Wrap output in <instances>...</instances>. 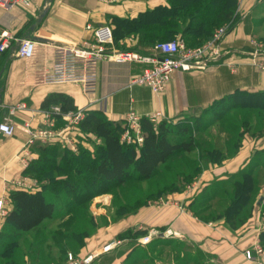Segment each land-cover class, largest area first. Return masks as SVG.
<instances>
[{
	"label": "crops",
	"instance_id": "1",
	"mask_svg": "<svg viewBox=\"0 0 264 264\" xmlns=\"http://www.w3.org/2000/svg\"><path fill=\"white\" fill-rule=\"evenodd\" d=\"M167 1L22 0L9 10L0 9V31L8 30L14 39L12 47L0 52V113L3 110L5 116V107L21 100L29 107L14 115L16 130L12 136L0 134V199L4 203V211L0 212V227L11 207L8 192L18 188L14 182L26 176L31 186L38 185L37 179L23 172L26 165L36 157V150L34 144L26 143L28 135L21 126L25 120H30L32 126L38 124L39 118H43L39 104L48 94H68L77 108L99 111L112 120L124 119L126 112L132 108L141 115L160 110L165 119L175 122L185 116L197 117L205 113L214 102L234 92L264 91V72L254 67L250 55V17L252 9L258 4L257 0H237L238 21L222 39L219 56L209 60L202 68L175 70L161 93L152 92L146 85H129L130 79L146 66L140 62L101 60L97 66V88L90 95L83 93L77 84H72V87L77 88L74 91L61 88L49 90L48 86L57 84H44L40 81L41 75L49 68L51 46L56 43L79 44L91 38L92 32L86 29V24L96 26L108 23L112 26L113 42L108 47L109 51L135 49L140 53H151L153 45L142 41L139 43L137 32L132 29L127 31L128 24L123 21H129L147 9L165 5ZM175 37H181V32H176ZM23 38L37 41L31 57H20L15 53V44ZM181 138H187V134L173 133L170 139ZM262 148L264 133L255 136L245 133L233 154L219 163L208 162V166L197 178L198 181L190 183L183 190L168 194V203L159 201L154 207L145 204L134 216L132 214L96 231L86 238L85 245L79 250L82 255L75 257L100 253L101 247L110 240H117L118 246L111 245L105 253L124 249L130 244L128 227L137 219L133 223L140 227L142 224L147 225L148 231L167 228L170 233L167 236L169 242H185L187 246H196L215 255L214 258L220 264H252L244 258L243 251L258 241L260 231L264 230V223L260 220L264 219V215L259 218V214L253 211V215L243 225L234 229L220 219L201 220L193 214L191 204L198 197L205 198V191L214 184L236 175L248 163L252 154ZM148 231L135 238L144 247L149 246V240L142 242L144 237L151 235ZM129 252L121 253L120 256L125 257ZM28 259V256H24V264H27ZM65 263L64 259L59 264Z\"/></svg>",
	"mask_w": 264,
	"mask_h": 264
},
{
	"label": "rangeland",
	"instance_id": "2",
	"mask_svg": "<svg viewBox=\"0 0 264 264\" xmlns=\"http://www.w3.org/2000/svg\"><path fill=\"white\" fill-rule=\"evenodd\" d=\"M257 2V9L254 6L255 8L252 9L253 14L252 16L250 15L252 35L249 37V42L252 38H255L259 42L264 43V21L258 19L264 16V0H257ZM236 5L239 7L238 1ZM236 19H238V14ZM158 39L160 41L172 38L160 37ZM72 84L50 85L47 88L49 90L61 88L74 91L77 88L72 87ZM225 99L220 103L212 105L205 113L199 114L197 117L185 116L181 118L182 120L188 119L187 122H189L193 129L191 135H193V141L196 142V146H193L190 151L175 153L166 163L159 167L150 179L131 178L119 185L109 184L106 181L97 179L95 185L90 186L92 187L89 189L91 191L88 192L91 194L90 198L78 205L75 211L43 220L32 231L24 233L18 239L19 245L13 255L16 264H24L25 255L29 257L27 264H59L64 259L66 260L65 264H68V253H71L74 258H78L75 256H81L82 254L79 253V250L85 245V240L90 235L122 218L131 216L132 214L134 216L137 210L145 204H151V207H154L155 203L159 201L168 203V199H170L168 198V194L173 191L183 190L190 183L198 181L197 178H199L203 169L208 166V162L219 163L233 154L245 133L254 136L264 133V107H236V100L244 99L245 103L246 100H254L251 96L246 97L245 95L238 94V92H234V94ZM4 114V111L1 110L0 121L3 119ZM143 116L145 115H141V117ZM122 120H124V124L122 123L124 130L120 134L121 141L124 144L138 145L137 141L128 140V136L124 132L130 129V125H128L125 119ZM160 120L167 119L162 116L158 121ZM196 122L198 126L194 128L193 123ZM38 125H45L43 118H39ZM38 125L36 124V126ZM52 129L62 130L61 140L57 142L64 149L72 151H77L78 147L85 149L91 147L95 149V146L101 144L99 138L88 136V134L81 132L78 126L75 127L74 124L68 123L58 117L54 119ZM130 133L131 136L129 137H132L135 131L130 129ZM237 141L238 144H236ZM210 148L218 149L223 159L211 161L208 157L204 156L203 152ZM242 171L250 173L251 178L255 179V186L257 185V188L252 193L250 200L240 206L233 220L234 225L232 226L228 223L232 228L235 227L234 229L243 225L253 215V211L259 214V218L264 215L263 148L257 149L252 154ZM67 172L71 171L66 170L65 173ZM240 178L241 176L238 173L228 180L226 179L221 183L218 182L213 187L208 188L204 194L205 198L202 200L198 199V203L192 206L193 214L204 221L220 219L225 222L222 216L227 200L223 201L219 198L225 197L231 190L232 181ZM72 181H74L72 177H67L65 182L60 183L61 185L55 182V191L60 192L64 198H69L65 191V185L71 184ZM73 183L77 184V182ZM98 190L103 192L92 196ZM241 219L244 221L239 224L238 221ZM260 220L264 223V219L261 218ZM135 221L137 219L133 222ZM133 222L128 227V242L130 244L127 247L111 254L105 253L110 250L107 245L118 246L116 245L117 240H110L101 247L102 252L100 253L105 254L100 255V253L92 252L93 259L89 264H93L95 261V264H198L199 261L194 259L198 256L202 257L203 264H220L212 253H206L196 246H187L185 242H152L156 237H159L160 233L166 231L167 228H163L164 230L161 231H148L149 227L147 225L142 224L140 227ZM147 231L151 233L149 236V246L144 247L143 243L135 240V238L136 236H143ZM255 243L256 241L252 246ZM258 243L264 248V241L262 242L260 238L258 239ZM128 250L130 252L127 256H120L121 253H126ZM66 252H68L67 256ZM2 264H5V262L3 261ZM252 264L254 263L252 262Z\"/></svg>",
	"mask_w": 264,
	"mask_h": 264
},
{
	"label": "trees",
	"instance_id": "3",
	"mask_svg": "<svg viewBox=\"0 0 264 264\" xmlns=\"http://www.w3.org/2000/svg\"><path fill=\"white\" fill-rule=\"evenodd\" d=\"M236 4L237 0H168L165 5L147 9L123 22L128 24L127 31L132 29L137 32L139 43L142 41L154 45L158 38H173L174 34L180 31L185 44L194 46L210 38L214 28L223 23L230 22L231 30L238 21ZM255 7L257 9V6ZM258 19L264 21V16ZM238 94L251 96L254 100H246V103L244 99L236 100V107H264V91H241ZM227 97L224 96L212 105L224 101ZM52 105H59L63 111L77 108L73 98L62 92L48 94L41 100L39 107L48 109ZM187 121L188 119L175 122L160 120L154 126L143 116L139 123L142 131L141 143L124 144L120 139L124 120H112L99 111L87 110L78 128L81 132L92 133L101 140V144L95 146V149L78 147L77 151H72L64 149L58 142H35L36 157L26 165L23 172L37 179L38 185L29 188L18 187L8 192L11 207L0 227V264L3 261L5 264H16L13 255L19 245L18 239L45 219L75 211L78 205L90 198V186L95 185L97 179L116 185L131 178L150 179L175 153L190 151L196 146V142L193 141V129ZM196 126L198 123H193V127ZM173 133L187 134V138L170 139ZM203 153L211 161L223 159L221 152L216 148L206 149ZM66 170L71 172L65 173ZM242 170L238 172L241 178L232 181L230 192L219 198L227 200L222 217L232 226L240 206L250 200L257 188L255 179L251 178L250 173ZM67 177H72L74 181L65 185L66 194L69 196L66 199L60 192L55 191V185L65 182ZM101 192L103 191L98 190L92 196ZM198 199L202 200L201 197L196 198L192 206L198 203ZM243 221L241 219L238 223ZM259 238L264 241V230L260 231ZM158 241L167 242L169 238L158 237L152 242ZM198 257L194 259L199 261L198 264H203L202 257Z\"/></svg>",
	"mask_w": 264,
	"mask_h": 264
},
{
	"label": "built area",
	"instance_id": "4",
	"mask_svg": "<svg viewBox=\"0 0 264 264\" xmlns=\"http://www.w3.org/2000/svg\"><path fill=\"white\" fill-rule=\"evenodd\" d=\"M22 0H0V9L9 10ZM86 29L91 30L92 37L85 39L79 44L56 43L51 46L49 68L41 75L40 81L44 84H77L85 94H93L97 88V66L101 60L108 59L116 63L140 62L146 66L140 73L133 76L129 85L142 84L150 88L156 94L161 93L166 88L171 74L175 70H190L192 68H202L211 59L217 58L221 51V42L230 28V22L223 23L212 31L210 38L206 41L189 46L185 44L181 37L169 40H160L152 46V52L143 54L135 50L124 49L119 51H109L108 47L113 42L112 26L108 23L92 26L85 25ZM13 36L8 30L0 31V52L9 49L13 45ZM35 40L23 38L15 46V53L20 57H31L36 47ZM250 55L252 64L260 71H264V43L257 39L250 40ZM7 112L0 121V134L5 137L12 136L16 130V123L13 121L14 115L19 111L28 110L27 103L23 100L17 101L5 107ZM45 125L32 126L30 120H25L21 126L28 137L26 143L32 145L35 142H57L61 140L62 130H54L52 126L57 117L68 123L79 125L84 116V108L63 111L59 105H52L48 109L39 110ZM163 116V112L155 110L145 114L150 122L155 126ZM141 115L132 108L129 109L124 119L130 125V129L135 131L132 137L130 129L125 131L129 141H142V131L140 128ZM26 176L14 182V185L22 188H29L31 184ZM4 211L3 199H0V212ZM169 230L159 235L167 237ZM149 240L146 236L142 242ZM112 244L107 245L110 247ZM244 258L254 264H264V248L258 241L251 248L243 251ZM93 254H88L82 258H74L68 253V264H89Z\"/></svg>",
	"mask_w": 264,
	"mask_h": 264
},
{
	"label": "water",
	"instance_id": "5",
	"mask_svg": "<svg viewBox=\"0 0 264 264\" xmlns=\"http://www.w3.org/2000/svg\"><path fill=\"white\" fill-rule=\"evenodd\" d=\"M19 43V41L15 44V46Z\"/></svg>",
	"mask_w": 264,
	"mask_h": 264
}]
</instances>
